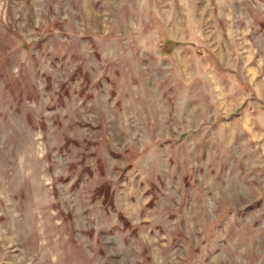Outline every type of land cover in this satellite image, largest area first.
Segmentation results:
<instances>
[{"label": "rangeland", "instance_id": "obj_1", "mask_svg": "<svg viewBox=\"0 0 264 264\" xmlns=\"http://www.w3.org/2000/svg\"><path fill=\"white\" fill-rule=\"evenodd\" d=\"M0 264H264V0H0Z\"/></svg>", "mask_w": 264, "mask_h": 264}]
</instances>
